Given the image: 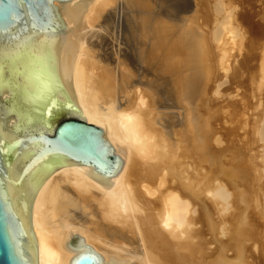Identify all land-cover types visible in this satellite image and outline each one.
Listing matches in <instances>:
<instances>
[{
    "label": "bare ground",
    "instance_id": "1",
    "mask_svg": "<svg viewBox=\"0 0 264 264\" xmlns=\"http://www.w3.org/2000/svg\"><path fill=\"white\" fill-rule=\"evenodd\" d=\"M255 2L253 0H94L85 2L79 32L76 34V56L73 64L75 100L84 115L83 120L106 130L112 147H126L125 160L118 175L111 177L112 184H105L88 175L86 167L82 163L66 164L53 173L45 175L42 186L34 189L30 215L33 234L39 244V264H71L74 254L68 249L70 233L86 238V246L103 255V261H120L116 264H253L256 261L254 259L256 255L248 256L254 259L252 262H250L251 260L247 261L249 259H246L247 253L246 256L243 254L244 258L242 257L244 247H241L245 244H241L244 240H251L252 236L251 238L256 237L254 246L257 247L255 248L256 252L260 248L263 249L264 240H261L263 246L260 243L261 246H256L260 241H257L259 237L251 234H258L256 229H261L260 231L264 229L255 225L257 222L254 218H257L258 215L252 210L253 218L252 212L247 210V205H249V209L253 205L251 208H256L255 210L258 211L256 212L262 214V218L259 215L262 220L264 218V188L262 191V188L256 183V186H253L256 191L258 190L255 193H259L257 200L254 199L256 196H252L255 190H250L251 196L248 198L250 200L251 197H254V206L253 202H248L247 195L249 194L245 195L246 191H243V185L246 186L248 181L257 182L258 176L262 177V182L259 179L262 186L264 166L262 170L260 164L258 166L254 163L256 159L252 161V156L249 155L251 160L249 158L248 160L253 164L249 161L251 165L245 166L243 162L245 163L246 159L242 162L245 153L242 152V156H239L242 159L238 157L241 162L235 161L242 164L243 168L245 167L244 170H247L246 172L252 168L254 171L252 169L250 171L253 174L256 173L252 175V177L256 176L255 180L254 178L249 180L252 178L249 176L252 174L250 171L248 172L250 174H246L244 171V174L248 175V181L239 178L244 174H241L243 168L242 170L241 167L238 169V166L239 172L237 170L234 173H240L239 176L236 174V177L247 184L243 182L244 184L241 185L243 189L237 191L241 186L238 187L237 182L235 186H233L234 182L232 183L236 190H231H235L237 195L224 186L231 185L234 180L230 181L228 185V179L226 184L221 183L222 185L219 184L216 189H213L215 185L211 181L214 187L208 189V185L211 184L207 185L209 171L205 170L207 167H205V163L211 162L209 160L212 156L209 151L213 152L211 149L215 145H226V142H228L227 148L230 143L223 141L222 138L220 140L223 142L219 141L217 144L219 136H214L217 137V140L213 138L216 141V143L213 142L215 143L214 147L209 144L212 139L208 138V131H211L208 130L209 126L206 128L208 119L203 122L204 124L201 120L203 115L207 114L200 112L201 115L203 114L201 117L196 109V104L199 102L197 100H201L196 98V94L200 87V81L204 80L201 79L204 73L203 66H205L203 59L207 57L211 48L220 52L218 57L221 64L227 61H224L226 56L232 58L228 57L232 52L229 53V48H233L231 50L237 48L240 51L245 48L243 51L245 53L242 55L241 52L240 55L244 56L247 52V56L242 58V62L239 61L240 68L241 64L243 67L244 65L248 66L252 61L253 65L247 67L248 69L258 66L256 63L258 61L254 60L257 59L256 51L258 54L259 50L264 52L262 49L264 47V10L260 4L262 1L259 0L262 12L255 13L254 10L259 12L258 7H254V5L257 6V3L253 4ZM121 4L123 5L122 14L117 9ZM238 4L240 5L239 9L237 8ZM259 15L261 16L260 20L257 17ZM256 18L259 22H256ZM96 26L100 28L97 29V32L94 30ZM207 27H210V31ZM116 28L119 29L118 32ZM208 31L209 35L205 37L204 32ZM248 34L251 39L246 41L249 44L244 42L249 38ZM207 36H209L208 39ZM108 37L116 41L123 39L131 52L122 54L117 51L119 57L114 62L107 56H105L107 58H100L99 48L107 43ZM244 45L246 46L244 47ZM260 47L261 49H259ZM237 49L233 53L234 56L240 52H237ZM214 54L218 53L215 52L212 55ZM212 55L209 54V57ZM216 55L214 59H216ZM240 55L238 57H241ZM262 55L260 58L258 57V60H262ZM228 63L229 61L222 64V67L220 66L222 70L228 71L230 67V64L227 65ZM212 64L211 67L214 66ZM136 65L143 70L141 75L137 71ZM259 65L260 71L259 66L257 71L261 74L258 83L260 88L264 87V57ZM205 76L207 75L205 74ZM209 77L210 75H208ZM201 85L203 86V84ZM217 89L216 91H218ZM202 90V93L206 92L207 94V91ZM258 91L260 92L261 89ZM164 96L175 101L177 106L184 108L186 116H184L183 128L174 125L177 121L175 119H170L173 121L172 125L177 127L172 131L165 130L168 123L162 127L158 123L164 115L159 109L163 106ZM205 98L207 100L208 97ZM205 98L201 101H206ZM195 102L197 103L195 104ZM208 102L212 107L210 101ZM208 102L205 106L208 105ZM209 106L205 107V110H209ZM257 115H255L257 121L254 118V122L257 124V136L260 138L258 141L262 142L261 140H263L264 144V120L258 121L260 117L258 118ZM241 145H245V147H241L242 149L247 148L246 156L251 153L247 152V150L250 151L249 144ZM224 146H222L223 149H225ZM213 153L217 152L214 150ZM217 154L219 157L220 154ZM237 154L239 153L237 152ZM263 154L262 158L264 159ZM238 158L236 157V159ZM196 160L200 162L199 167L194 164ZM248 160H246L247 164H249ZM229 161L230 164L232 161ZM222 163L224 165L226 163L230 167L235 162H232L231 165L223 161ZM263 164L262 162L261 166ZM212 165L209 164V167ZM213 166H215L214 169H217L216 165ZM221 166L222 164L220 165L222 170ZM229 167L227 168L230 169ZM228 169L227 172L233 170V168L230 171ZM215 171L220 172V170H214V173ZM224 171L226 169H223ZM220 174L223 173L218 174L219 178L222 176ZM226 174L225 172L224 175ZM232 174L233 171L229 178L235 176V174L231 176ZM212 175L209 178H212ZM215 175L213 178L216 181ZM245 175L243 178L247 177ZM233 179L240 183L238 179ZM220 180L222 181L223 178L217 180L218 183ZM251 185L252 183L249 186ZM256 187H259L260 191ZM249 189L247 188V190ZM209 192L212 195V200ZM202 194L209 195L212 203L213 199H218L225 206L229 205V208L226 207L228 209H231L230 205L234 206L233 210L236 214L239 212L236 210L245 208L248 213L245 212V209L241 211L245 217H249L246 214L252 215L250 217L254 219L252 220L256 222L255 224L253 221H249L250 217L245 220V217L242 219L243 214L235 215L241 217L242 222L245 220L246 223L242 228L239 227L242 224L241 220L240 224H236L235 222L239 221H235L232 217L235 222L234 224L230 222L231 216H234L233 211H228L232 214L230 217L229 213H226L229 221L222 219V222H229L228 227H231L230 223L235 225L230 228H233V232L230 231L233 233L232 237H236L235 239L240 241L237 247L234 246L237 243L229 246L228 241L233 242V240L218 239L219 242L218 240L216 242V240L210 239L209 231L217 230L216 227L214 230H209L213 227L211 218L219 217L221 214L218 213L219 210L213 208V205L207 200L209 198ZM208 202L211 204L212 211H217L216 213L220 215L214 216V213L209 212ZM219 203L216 204V207H219ZM219 208L222 209L223 205ZM247 220L250 222H248L249 225ZM219 221L221 222V219ZM263 221H261L262 225ZM249 230H253V233L247 234L250 233ZM260 233L261 236L263 233ZM217 234L219 233L217 232ZM210 236L214 239L213 234ZM262 239L264 238L262 237ZM252 241L254 239L249 245L253 246ZM228 247L238 248L237 252L236 249L233 253L229 252L231 248ZM227 249H229V253ZM262 249L260 250L262 251ZM228 254H232L233 257ZM252 254L250 253V255ZM262 257L258 256V259L261 258L263 264L264 257ZM259 264L261 263L259 262Z\"/></svg>",
    "mask_w": 264,
    "mask_h": 264
},
{
    "label": "water",
    "instance_id": "2",
    "mask_svg": "<svg viewBox=\"0 0 264 264\" xmlns=\"http://www.w3.org/2000/svg\"><path fill=\"white\" fill-rule=\"evenodd\" d=\"M86 1L0 0V264H39L30 219L34 189L66 164L112 184L125 148L111 146L106 130L83 120L73 90L76 34ZM59 85L52 103L36 99L44 81ZM71 264L103 261L86 238L70 233Z\"/></svg>",
    "mask_w": 264,
    "mask_h": 264
},
{
    "label": "rangeland",
    "instance_id": "3",
    "mask_svg": "<svg viewBox=\"0 0 264 264\" xmlns=\"http://www.w3.org/2000/svg\"><path fill=\"white\" fill-rule=\"evenodd\" d=\"M191 1H194V0H191ZM258 1V2H257ZM256 2L253 0V2H255V3H253V4H256L257 3V6H255L254 5V7H258L257 8V10L259 11V12H256V10H254V12L255 13H261L262 12V10H264L263 8H264V5H263V0H260V1H262L260 4L262 5V7H261V5H259V0H257ZM236 3H238V2H236ZM260 7H259V6ZM234 6H236V5H234ZM240 7V5L238 4L237 5V8L239 9V7ZM122 7H123V5L121 4L120 6H118V11H120L121 12V14L123 13L122 12ZM255 8V9H256ZM261 8H262V10H261ZM121 9V10H120ZM258 18L260 17L261 18V16L259 15V16H257ZM258 18H256V22H259V21H257L258 20ZM260 18H259V20H260ZM201 22V21H200ZM122 24V23H121ZM124 27V26H123ZM118 28V27H117ZM116 28V30H117V32H118V30L119 29H117ZM205 28H206V26H205ZM208 28V27H207ZM97 29L99 30L100 28H99V26H96L95 27V29L94 30H96V32H97ZM209 29V31H210V27L208 28ZM208 29H203V30H205V31H207ZM209 31L208 32H204V35H205V37H206V35H209ZM100 32V31H99ZM245 35H247V34H245ZM249 35V34H248ZM208 37L209 36H207V39H208ZM247 37V36H246ZM248 39H251L250 38V35H249V38H247V39H245V43L247 42V44H249V42L248 41H246V40H248ZM250 41V40H249ZM110 42V43H109ZM118 44V45H117ZM246 45H244V47H245ZM249 46V45H248ZM212 47V46H211ZM261 47H262V45H261ZM261 47L259 48V49H261ZM100 49V58H107V57H110L111 58V61L112 62H114L118 57H119V53H122V54H125V53H129V52H131L128 48H127V46H126V43H125V41L123 40V39H121V40H113L112 38H110L109 39V37H108V41H107V43L106 44H103L102 45V47H100L99 48ZM231 49H233V48H229V53L231 54V55H229V53L227 54L226 53V55H229L228 57H232V58H227V56L225 57V59H224V61H229V63L227 64V65H229V66H227V67H229L228 68V71L227 70H222V64H226L227 63V61L225 62V63H222L221 64V61H219L220 60V58L218 57L219 55H220V52L219 51H216V50H214V48H211L210 50L211 51H208V55H207V57H205V59H203L204 60V62H203V60H202V62H203V65H205V66H203V69H204V73H203V75H202V77H201V79L203 78L204 80H201L202 81V83H201V81H200V87H199V89H198V93L196 94L197 96H196V98L197 99H201V100H203L206 96L208 97L207 98V100H206V98H205V100L206 101H201V100H197V99H195V100H197V102H195V104H196V109H197V113H198V111H199V114L201 115V113H206L207 115H203V117H202V115H201V117H202V123L203 122H205V121H207L206 119H208V123H207V127L206 128H208V126H209V129L208 130H211V131H208V138H210V139H212L211 141H210V139H208L209 140V142H211V143H209V144H211L212 146L213 145H215V143H216V141L215 140H213V138H217L218 136L220 137V136H222V137H218V143L217 144H219V141H221V142H223L224 140L225 141H229V143L230 144H228V146H227V148H226V145H227V143L228 142H226V145L224 146L223 144H220V145H222V146H224L225 147V149H223V147L222 146H217V145H215V147L213 148V149H211V151L213 150V152H214V150L217 152V153H219L220 154V156L218 157V154L217 153H213V152H210L209 151V153H210V156H212V157H210V160H209V164L210 165H212L213 164V162H214V164L213 165H216L217 167V169H214V167L215 166H210L209 167V164H207V163H205V170L206 169H208L207 170V172H208V174H207V176H208V180L210 179V181H208L207 180V185L210 183L211 184V181H212V183H213V185H215V188H213L214 186L212 185H208V189H211V188H213V189H216V187H218V185L219 184H226V182H227V180H228V182H227V184L229 185L230 183V181H232V180H234V181H232L231 182V185H229V186H232L233 184V186H235V183L238 185V187H240L241 185H243L244 183H245V181L247 180L248 181V175H245L244 174V171H245V173L247 174L251 169L250 168H247V169H250V170H248V172H246L247 170L245 169L244 170V168H243V166H242V164H240L239 162H237V161H235V160H238V161H240L239 160V156H242L241 155V153L243 152V154L245 153V158H240V159H242V162H243V160L244 159H246V160H248V155L249 156H252V161L253 160H255L254 161V163H256V164H258V166H259V164H260V168H262V170H263V166H264V164L261 166V164H262V162L264 163V159L262 158L263 156H262V153H264L263 151L264 150H262V149H264L263 147V140H261L262 142H259L258 140H260V138H258V136H257V124H255V122H254V118H256V116L255 115H257L258 116V121H260V120H264V87H258V83H259V80L261 79V74L257 71V69L259 68V71H260V65H259V63H261V61L263 60V55H264V52L261 50H259V54L260 55H262L261 57V61L260 60H258V57L260 58V55L258 54V51H256L257 53L255 54V57H257V59L255 58V62H256V60L258 61V62H256L257 63V65L259 66H255V67H253L252 66V68H250V69H252L251 70V73H252V75H253V77H252V75H251V73L249 72L250 71V69H248L249 67H251V65H253V61L252 62H249V65L248 66H246V65H244V67H248L247 69L245 68V70H244V67H243V65L241 64V68H240V65H239V61L240 62H242L243 60H242V58L244 57L245 58V56H247V52H246V55H244V56H242L244 53H243V51H244V49L245 48H243V50H239V49H237V48H234L235 50H231ZM236 49H237V52L238 51H240V52H238V53H236V57L234 56V54L233 53H235L236 52ZM262 49H264V47H262ZM119 53H118V52ZM214 51V52H213ZM235 51V52H234ZM245 51H247V50H245ZM211 52V53H210ZM218 53L217 55L216 54H214V55H212L213 53ZM241 52H242V55H240L241 54ZM262 53V54H261ZM209 54L210 55H212L213 56V58H212V56H210L209 57ZM232 54H233V56H232ZM115 55V56H114ZM215 55H216V59H214L215 58ZM238 55H240L241 57H238ZM259 55V56H258ZM105 56H107V57H105ZM117 56V57H116ZM218 57V58H217ZM233 57H235V58H233ZM207 58V59H206ZM212 58V59H211ZM243 58V59H244ZM114 59V60H113ZM233 59V60H232ZM211 60H213V61H211ZM110 61V62H111ZM206 61V62H205ZM217 61V63H215ZM219 62H220V64H219ZM211 63H215L214 64V66L217 64H219L218 66L216 65V71L213 69V67H211ZM233 63V64H232ZM209 64V65H208ZM212 64V65H213ZM238 64V65H237ZM232 65V66H231ZM137 67V71H139V74L141 75L142 74V72H143V70L140 68V67H138V65H136ZM221 66V67H220ZM218 67H220V68H218ZM243 67V68H242ZM210 68V69H209ZM255 68V69H254ZM208 69V70H207ZM212 70H214V71H212ZM247 70V71H246ZM256 70V71H255ZM253 71H255V72H253ZM210 73H215V74H210ZM253 73H257V74H253ZM205 74L207 75V76H205ZM208 75H210V77L208 78ZM260 75V76H259ZM206 77V78H205ZM252 77V78H251ZM260 78V79H259ZM221 79V80H220ZM220 80V81H219ZM222 81V82H221ZM220 84H219V83ZM201 84H203V86H205L204 88H203V90H202V85ZM204 84H206V85H204ZM219 85H220V87H219ZM220 88L219 90L217 89V88ZM205 88H207V89H205ZM216 89L218 90V91H216ZM259 89H261V91L259 92L258 90ZM201 90L202 91H207V94H206V92H204V93H202L201 92ZM209 90V91H208ZM200 91V92H199ZM201 94V95H200ZM198 96H200L199 98H198ZM205 96V97H204ZM202 97V98H201ZM208 101H210V105L212 106V107H210L209 106V102ZM204 102V103H203ZM206 102H208L207 104V106H205L206 105ZM201 104V105H198V104ZM194 104V105H195ZM204 104V105H203ZM165 105V106H164ZM198 105V106H197ZM204 107H203V106ZM199 106H201V107H199ZM208 106H209V110L207 109L208 108ZM200 109H199V108ZM203 107V108H202ZM205 107H207L206 109L207 110H205ZM202 108V109H201ZM160 110H161V112L164 114L163 115V118L162 119H160V120H162L161 122H160V120H159V124H160V126L162 127V126H165V124H167L168 123V127H167V129H165V130H167V131H172V129L173 128H183V125H184V120H185V117L184 116H186V114H185V110H184V108H182V107H180V106H177L176 105V102L175 101H173V100H170V99H168L166 96H164V102H163V106H161L160 108H159ZM203 111V112H202ZM207 111V112H206ZM208 111H209V113H208ZM201 112V113H200ZM176 113V114H175ZM256 113V114H255ZM170 114H172V115H170ZM179 114H181V115H179ZM255 114V115H254ZM166 115V116H165ZM254 116V117H253ZM205 117H208V118H205ZM263 117V118H262ZM178 118V119H177ZM170 119H175V121L177 122H175L174 123V125H177V127H174V125H172V123H173V121L172 120H170ZM204 119V120H203ZM255 121H257V118L255 119ZM205 123V124H206ZM204 124V123H203ZM213 130V131H212ZM210 132H212V133H210ZM209 133H210V135H209ZM211 134H212V137H211ZM214 136H217V137H214ZM223 138V141L222 140H220V139H222ZM217 140V139H216ZM213 142H215V143H213ZM220 142V143H221ZM245 142V143H244ZM239 143V144H238ZM249 144V147H248V149H250V151L249 150H247V152H251L250 154H247V156H246V149L247 148H245V149H242L243 148V146L245 147V145H241V144H246V146ZM252 147H251V146ZM209 146V145H208ZM263 146V147H262ZM211 147V146H210ZM236 147H237V149H236ZM242 147V148H241ZM218 148V149H217ZM210 148L208 147V150H209ZM218 151H217V150ZM236 150V151H235ZM245 150V151H244ZM225 152V153H224ZM237 152L239 153V154H237ZM214 155H213V154ZM217 154V155H216ZM236 154V155H235ZM216 155V156H215ZM232 155V156H231ZM233 155H234V158H233ZM238 155V156H237ZM264 155V154H263ZM221 157V158H220ZM226 159H225V158ZM236 157L238 158V159H236ZM244 157V156H243ZM212 158V159H211ZM229 158V159H228ZM232 159V160H231ZM250 160H251V157L249 158ZM230 160V161H229ZM246 160H244L245 161V163L243 162V164L245 165V166H247V167H249V165H251L250 163H252V161H250V160H248V163H249V161H250V163L249 164H247V162H246ZM198 163H197V162ZM196 161H194V164L196 165V166H198L199 167V164H200V162L198 161V160H196ZM222 161L223 162H227L228 163V161L229 162H235L233 165H231L232 164V162L229 164V165H231L230 167L225 163V165L222 163ZM257 161V162H256ZM218 162V163H217ZM238 164H237V163ZM241 162V161H240ZM212 163V164H211ZM207 164V165H206ZM219 165V167H218V165ZM222 164V170H221V168H220V165ZM253 164V163H252ZM204 166V165H203ZM226 166V167H225ZM235 166V167H234ZM239 166V167H238ZM197 167V168H198ZM212 167V168H211ZM227 167H229L230 169H232L233 168V174H235V176L232 174L231 176H234L233 178H236V179H238V177H236V174L239 176L240 175V173L238 174V173H234V171H237L240 167V169L242 170V168H243V170H242V172H241V174H244L245 175V177L246 178H243V176H239V178L241 177L243 180L245 179V181H243L242 179L240 180V179H238L239 181H240V183L238 182V181H235V179H233L232 177H230L229 178V176H230V174H231V172L232 171H230V169H228ZM237 167H238V169H237ZM220 168V169H219ZM211 171H210V170ZM223 169L225 170L226 169V171H224L223 172ZM227 169H228V171H230V172H227ZM214 170H220V172H222L223 174H220V175H222L220 178L218 177V174L220 173V172H217V171H215V173H214ZM240 170V171H241ZM252 171H254L253 169H252ZM252 171H250V173H252ZM225 172L227 173L226 175H228V176H226V175H224L225 174ZM237 172H239V170L237 171ZM212 173H213V175H215V174H217V175H215L214 177H215V179H217L218 181H219V179H222L223 178V182L220 180V182L218 183V181H217V183H216V181L214 180V178H213V175H212ZM228 173H230V174H228ZM250 173H248V174H250ZM256 173L254 172V174L252 173V174H250L249 176H251L252 177V175H255ZM211 175H212V178H209V177H211ZM219 175V176H220ZM263 175V174H262ZM227 177V179H226V177ZM217 177V178H216ZM256 178V176H253L252 178H250L249 180H252L253 178ZM219 178V179H218ZM224 178H225V180H224ZM232 178V179H231ZM255 178H254V180H255ZM257 178H258V181L256 182V181H252V182H250V181H248L249 183V185H250V183H252V187L254 186H256V184H259L258 186L260 187V188H262V191H263V188H264V183H262V186H261V183L260 182H262V180H261V178L262 177H258L257 176ZM263 178H264V176H263ZM259 179H260V182H259ZM213 180H214V182H213ZM225 182V183H224ZM234 182V183H233ZM244 182V183H243ZM263 182H264V179H263ZM233 183V184H232ZM256 183V184H255ZM221 184V185H222ZM240 184V185H239ZM245 184H247V182L245 183ZM243 185L244 186V189H243V186H241L239 189H237V191L238 190H240V189H243V191L245 192L246 191V194L245 195H247V194H249V193H251V191L250 190H252V191H254L255 189H254V187L252 188L251 186H249V185ZM224 186H226L228 189H229V191L231 190V189H235V187H230L229 188V186H227V185H224ZM209 187H211V188H209ZM237 187V188H238ZM246 187V188H245ZM259 187L257 188L256 187V189H259ZM247 188L249 189V188H252V189H249V190H247ZM254 189V190H253ZM236 190V189H235ZM235 190H231L230 192H234V194H236V191ZM212 191H214V190H212ZM241 191V190H240ZM242 191V192H243ZM247 191H250V192H248L247 193ZM259 191H260V189H259ZM255 192H258V190L256 191H254L252 194V196H256V198H254V197H251L252 199L254 198V199H258L257 198V196H258V194L257 193H255ZM210 193V192H209ZM209 193H207V194H209ZM238 193V192H237ZM256 194V195H255ZM210 195H211V193H210ZM237 195V194H236ZM202 196H206L207 198H209V199H207L212 205H213V208L215 209V210H219V211H221V212H219L218 211V213H220V214H218V213H216L217 211H212V207H211V204L209 203V206L211 207H209L208 206V210H209V212L210 213H214V216H218V215H220L219 217H213V218H215L214 220H215V222H214V220H213V218H211V222H212V228L211 229H209V230H214L215 229V227L217 228V230L215 229V233L213 232V231H209V237H210V239L211 240H213V241H215L216 240V242H217V240L219 239H223V240H226V241H228V240H233V242L231 243V242H229L228 241V243H229V246H233L234 245V243H237V244H235L234 246L235 247H237V245H239V242L240 241H238V239L236 240L234 237H232V234L233 233H231V231H232V229H230L232 226H235V225H233L234 224V222L235 221H239V222H235L236 224L237 223H239L240 224V220H241V225L239 226V227H243L244 226V224L246 223L245 222V220L246 219H248L250 216H252L251 214H246V215H248L249 217H245V215H244V213L243 212H241L242 210H244L245 208H243L242 210H236V211H239V212H237V214H236V212H234V206L232 207V205H230L231 207V209H228L229 207V205H226L225 206V204L220 200H216V199H213L214 201H213V203H212V201H210V196L209 195H205V194H202ZM209 196V197H208ZM235 196V195H234ZM250 196H251V194H249V195H247V199H248V202L249 203H252L253 201H254V199L252 200V199H250L249 200V198H250ZM264 196V195H263ZM203 197V198H204ZM233 197V196H232ZM236 197V196H235ZM249 197V198H248ZM206 199V198H205ZM231 199H233V198H231ZM235 199V198H234ZM211 200H212V195H211ZM252 200V201H251ZM255 200V201H256ZM215 201H217V203H219V202H221V203H219L220 205H219V207H221V205H223V208H225L224 210H223V208L221 209V208H219V207H216L218 204L217 203H215L214 204V202ZM219 201V202H218ZM232 201V200H231ZM208 203H207V205H208ZM248 203V204H249ZM217 204V205H216ZM253 204H254V206H255V203L253 202ZM215 205V206H214ZM251 205V204H250ZM248 206V208H247V210L248 211H251L252 212V210L258 215H256L257 216V218H254V213L252 212V214H253V218L255 219V221L258 223V221H259V223H258V225H257V223L256 222H254L253 220V218L252 217H250L249 218V221H253L254 222V224L256 225V226H258V227H260V228H262V229H264L263 228V225H264V223H263V225H262V220H264V218L261 220V218H262V214H259V213H257L258 211L257 210H255V209H252L253 207V205L252 206H250V209H249V205H247ZM246 206V207H247ZM226 207H228V208H226ZM252 207V208H251ZM210 208V209H209ZM216 208H218V209H216ZM236 209V208H235ZM246 209H245V212L246 213H248V211H247ZM224 211H225V213H224ZM230 211H233L234 212V216H231L232 214L231 213H229ZM257 211V212H256ZM250 212V213H251ZM226 213L228 214V216L230 217L231 216V220H232V217H234V220H230L229 219V217H227V215H226ZM212 214H210V215H212ZM217 214V215H216ZM223 214V215H222ZM240 214V216H241V214H243V216H242V219H243V217H245L244 219L245 220H243L244 222H242V219H241V217L239 218V217H237V216H235V215H239ZM259 215H261V218L259 217ZM223 216H226L227 218H224ZM255 216V217H256ZM236 217V218H235ZM258 217L260 218V220L258 219ZM237 218H239L238 220H237ZM218 219V220H217ZM219 219H221V222L219 221ZM222 219L224 220L225 219V221H229L230 220V222H232V223H230V226L231 227H228V224H229V222H222ZM228 219V220H227ZM251 219V220H250ZM253 219V220H252ZM258 221H257V220ZM216 221H218V222H216ZM248 220H247V223L249 222ZM261 222V223H260ZM264 222V221H263ZM219 223H220V225H219ZM223 225H222V224ZM224 223H225V225H224ZM250 223V222H249ZM249 223H248V225H249ZM232 224V225H231ZM238 224V225H239ZM253 224V223H252ZM260 224H261V226H260ZM224 226V227H223ZM221 227V228H220ZM227 227V228H226ZM245 227L247 228V226L245 225ZM249 227H251V226H249ZM258 227H256V228H258ZM234 228H236V227H234ZM237 228H238V226H237ZM226 229H228V230H226ZM244 229V228H243ZM251 229H253V227H251ZM227 232H226V231ZM231 230V231H230ZM237 230V229H236ZM235 230V231H236ZM245 230V229H244ZM247 230H248V228H247ZM261 229H256V231L258 232V234L256 233V234H251V232L253 233V230H249V232L250 233H247V234H251V235H253V236H256L257 235V241H259V242H257L258 243V245H256V246H261L262 244H261V242L264 240V239H262V237L264 238V230H262V231H260ZM225 231V232H224ZM234 231V232H235ZM210 232H212L211 234H210ZM217 232L221 235V238H220V235L219 234H217ZM233 232V231H232ZM259 232H261V233H263V234H261V236L259 235ZM227 233V234H226ZM213 234V238L214 239H212L211 237L212 236H210V235H212ZM216 234V235H215ZM223 234V235H222ZM215 235V236H214ZM217 235H218V237H217ZM231 235V236H230ZM251 235H248L249 237L251 236ZM259 235V236H258ZM248 236H247V238H248ZM215 237H217V238H215ZM224 237V238H223ZM227 237V238H226ZM252 237V236H251ZM250 237V239L252 240V239H254V241H252L253 243H254V245L252 246V245H249V243L251 244V240H249V241H247V240H244V242H242V244L241 245H243V244H245V245H243L241 248H243V253H242V257L247 253V258L246 259H248L250 256L252 257V256H254V255H256L255 257H257V258H255L254 257V259L258 262H256V261H254V263L253 264H259V262L262 264V260H261V258L260 259H258V256H260V257H264V255H258V254H264V243H263V249L262 248H260V249H262V251L260 252L258 249V251L256 252V249L255 248H257V247H254L255 246V238L256 237H254V238H251ZM261 237V238H260ZM249 239V238H248ZM219 240H218V242H219ZM262 240V241H261ZM212 241V242H213ZM237 241V242H236ZM264 242V241H263ZM248 243V244H247ZM252 243V244H253ZM261 245H260V244ZM214 244H216V243H214ZM213 244V246H215ZM228 248H231V247H228ZM232 248H234V247H232ZM231 248V249H232ZM230 249V250H231ZM236 249V252H237V249L238 248H235ZM235 249H232L231 251L229 250V249H227V252H228V250H229V252H232L233 253V251L235 250ZM246 249V250H245ZM248 249H249V251H248ZM251 250V251H250ZM247 251V252H246ZM228 252V253H229ZM235 252V251H234ZM252 252H253V254H252ZM255 252V253H254ZM250 253L252 254V255H250ZM257 253V254H256ZM244 254V255H243ZM228 255H231V257H233V255L232 254H228ZM237 255V254H236ZM244 256V257H245ZM249 256V257H248ZM234 257H235V255H234ZM243 257V258H244ZM262 257V258H263ZM253 258H249L247 261H250V262H252L253 260H252ZM258 259V260H257ZM244 261H246V260H244ZM246 261V262H247ZM247 264V263H246ZM250 264V263H249ZM252 264V263H251ZM263 264H264V260H263Z\"/></svg>",
    "mask_w": 264,
    "mask_h": 264
},
{
    "label": "snow or ice",
    "instance_id": "4",
    "mask_svg": "<svg viewBox=\"0 0 264 264\" xmlns=\"http://www.w3.org/2000/svg\"><path fill=\"white\" fill-rule=\"evenodd\" d=\"M5 53L0 50V60L4 57ZM3 75V64L0 62V80H2ZM0 87H2V83H0ZM59 85L56 83L54 77H49L47 80L44 81V86L39 92V94L34 97L36 99H44L45 97H49V103H52L54 96L51 94L54 93L55 89L58 88Z\"/></svg>",
    "mask_w": 264,
    "mask_h": 264
}]
</instances>
